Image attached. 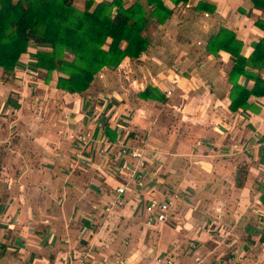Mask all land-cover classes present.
I'll use <instances>...</instances> for the list:
<instances>
[{"label":"crops","instance_id":"1","mask_svg":"<svg viewBox=\"0 0 264 264\" xmlns=\"http://www.w3.org/2000/svg\"><path fill=\"white\" fill-rule=\"evenodd\" d=\"M162 3L171 14L150 20L145 52L103 69L80 95L57 90L56 73L45 83L35 68L44 48L34 44L12 75L0 69V264H75L89 250L87 264H212L223 251L229 264H264V96L230 111L231 56L207 51L220 29L231 32L245 70L264 81L249 59L264 38V0ZM117 80L125 88H114ZM236 81L247 91L255 83ZM147 88L164 100L141 99ZM154 106L167 122L152 118ZM130 129L146 132L139 146L124 140ZM118 141L150 153L143 169L119 159ZM125 184L130 190L113 202ZM153 198L174 203L159 229L144 225Z\"/></svg>","mask_w":264,"mask_h":264},{"label":"trees","instance_id":"2","mask_svg":"<svg viewBox=\"0 0 264 264\" xmlns=\"http://www.w3.org/2000/svg\"><path fill=\"white\" fill-rule=\"evenodd\" d=\"M170 1L178 5L188 0ZM145 3L146 6L139 2L127 6L122 0H111L108 4L87 0L84 9L79 10L73 0H0L2 76L12 75L19 58L34 44L44 48L35 53V68L45 73L46 84L52 73H56L57 90L71 95L86 92L100 71L115 70L125 58L136 59L145 52L148 41L142 34L150 20L163 24L171 14L162 0H145ZM257 26L264 30L263 22ZM240 49L234 35L224 29L207 46L214 56L219 51L231 56L229 109L232 112L246 109L250 96H264V81L245 70L247 61L240 56ZM249 59L251 66L264 70V38L255 45ZM240 75L254 77L251 91L237 84ZM141 99L164 100L152 88H147ZM106 134L115 140L114 133Z\"/></svg>","mask_w":264,"mask_h":264},{"label":"built area","instance_id":"3","mask_svg":"<svg viewBox=\"0 0 264 264\" xmlns=\"http://www.w3.org/2000/svg\"><path fill=\"white\" fill-rule=\"evenodd\" d=\"M172 91L166 90L164 91L165 97L168 98L171 96ZM82 139L81 136L77 138V140ZM81 141V140H80ZM118 145L116 153L117 156H119V159H125L130 158L134 161H136V168L137 169H143L145 167V163H147V157H150V153L146 151L145 149H139L134 146L126 145V144H116ZM122 170H120L121 174H123L125 171H130L128 166L122 165L120 167ZM130 179L133 178L135 171H130ZM140 175H138V178L135 179L137 186L141 187L143 186ZM130 189L128 188L127 184L122 185L120 187H117L115 189V196L113 199V202H118L119 199ZM173 207L174 203L169 199H150L146 201L144 205V213L146 214V219L144 221V225L147 228L151 229H159L164 225L169 218L173 214ZM106 211H109L108 209ZM89 250V249H88ZM90 251V250H89ZM89 251H86L85 253L82 252V254H79V257L75 259V264H87V261L91 259ZM157 262H165V264H173V261L171 259L166 260L165 257L157 258Z\"/></svg>","mask_w":264,"mask_h":264},{"label":"rangeland","instance_id":"4","mask_svg":"<svg viewBox=\"0 0 264 264\" xmlns=\"http://www.w3.org/2000/svg\"><path fill=\"white\" fill-rule=\"evenodd\" d=\"M87 1V0H86ZM67 56L69 57V55L67 54ZM101 72V71H100ZM99 74V73H98ZM97 74V75H98ZM96 75V76H97ZM119 79V78H118ZM123 80V79H122ZM120 83V81H118L117 80V83H116V87H114V88H116V89H119V87H124L125 88V86L123 85V84H119ZM126 86H128V85H126ZM114 88L113 89H111V90H114ZM155 108H154V111H153V115H152V118H154V119H156V121H159V122H164V121H168V119H167V117H166V114H165V112H162L161 111V109L162 108H158V107H160V106H154ZM101 114V113H100ZM98 115V116H101V115ZM98 116H96V117H98ZM128 133V134H127ZM145 133L146 132H131V129H130V131H127L126 132V134L124 135V140H129V139H132V140H136L137 141V143H136V145L137 146H139L141 143H142V140H144V138H146L145 137ZM136 137H138V138H136ZM123 141V140H122ZM122 141H118V144H121V142ZM124 144V143H123ZM221 229V228H220ZM219 235V234H218ZM220 238H221V236H220ZM223 241H225V236H223ZM231 255V253L230 252H228V251H223V252H221V254L219 255H217V257L215 258V261L216 262H212V264H216L217 262H219V263H222V264H229V260H230V258H229V256ZM238 264H240V263H238Z\"/></svg>","mask_w":264,"mask_h":264}]
</instances>
